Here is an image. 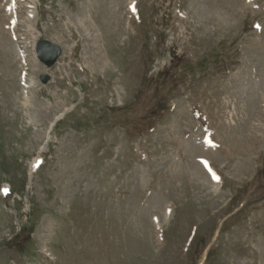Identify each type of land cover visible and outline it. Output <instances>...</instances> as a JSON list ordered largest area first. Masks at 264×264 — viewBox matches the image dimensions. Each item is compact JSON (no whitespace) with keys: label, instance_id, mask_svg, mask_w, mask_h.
Returning a JSON list of instances; mask_svg holds the SVG:
<instances>
[{"label":"rangeland","instance_id":"1","mask_svg":"<svg viewBox=\"0 0 264 264\" xmlns=\"http://www.w3.org/2000/svg\"><path fill=\"white\" fill-rule=\"evenodd\" d=\"M263 160L264 0H0V264H264Z\"/></svg>","mask_w":264,"mask_h":264},{"label":"water","instance_id":"2","mask_svg":"<svg viewBox=\"0 0 264 264\" xmlns=\"http://www.w3.org/2000/svg\"><path fill=\"white\" fill-rule=\"evenodd\" d=\"M62 47L56 44H53L49 41H39L36 45V53L39 61L42 62L46 68L52 67L62 55ZM50 80L48 74H43L41 81L43 84H47Z\"/></svg>","mask_w":264,"mask_h":264},{"label":"trees","instance_id":"3","mask_svg":"<svg viewBox=\"0 0 264 264\" xmlns=\"http://www.w3.org/2000/svg\"><path fill=\"white\" fill-rule=\"evenodd\" d=\"M263 180H264V160H263V165L261 167V169L258 170L255 179H254V184H256V186H261L263 184ZM243 190L240 189V192H242Z\"/></svg>","mask_w":264,"mask_h":264},{"label":"snow or ice","instance_id":"4","mask_svg":"<svg viewBox=\"0 0 264 264\" xmlns=\"http://www.w3.org/2000/svg\"><path fill=\"white\" fill-rule=\"evenodd\" d=\"M133 7H134V6H133ZM204 163H205V167H207V162H204ZM212 178H213L214 180H216L217 182H218V180H219V177L216 176L215 173H212Z\"/></svg>","mask_w":264,"mask_h":264}]
</instances>
